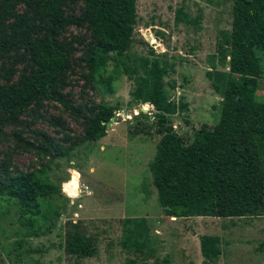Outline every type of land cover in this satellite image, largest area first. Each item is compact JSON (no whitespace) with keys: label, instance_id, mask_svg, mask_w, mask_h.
<instances>
[{"label":"rangeland","instance_id":"rangeland-1","mask_svg":"<svg viewBox=\"0 0 264 264\" xmlns=\"http://www.w3.org/2000/svg\"><path fill=\"white\" fill-rule=\"evenodd\" d=\"M233 5V0H138L130 48L102 72V78L112 77V93L98 77L92 79L87 67L86 54L95 43L89 26L72 25L62 32L71 68L62 78L61 93L80 111L43 101L0 130V188L10 185L11 177L33 173L40 180L45 176L69 201L55 194L25 210L17 199L0 195V264H202L204 235L221 238L222 255L212 264H264V252L257 251L264 243V216L165 215L149 170L160 136L129 132L140 108L154 120L152 106L130 107L136 104L137 87L148 85L142 79L148 77L151 47L168 67L169 98L178 108L187 105L173 118L174 126L189 131L184 119L196 128L219 122L230 73L220 46L232 28ZM64 10L80 18L85 4L67 3ZM178 10L186 14L180 20ZM260 57L262 76L253 84L257 100L264 101V53ZM101 103L121 110L106 124L102 139L86 142V116L95 117ZM74 226L95 240L94 257L66 254V236Z\"/></svg>","mask_w":264,"mask_h":264},{"label":"trees","instance_id":"trees-1","mask_svg":"<svg viewBox=\"0 0 264 264\" xmlns=\"http://www.w3.org/2000/svg\"><path fill=\"white\" fill-rule=\"evenodd\" d=\"M137 1L0 0V130L18 123L32 105L43 101L80 111L61 93L71 57L60 37L72 25L89 26L95 43L86 54L87 67L92 79L98 77L112 93V77L102 78V72L130 48L137 24ZM233 1L232 28L220 46L221 61L228 63L230 73L216 125L196 128L184 119L185 126H191L189 131L174 126L173 118L187 105L178 108L169 98L165 87L168 67L153 47L148 77L142 79L148 85L138 86L133 93L136 104L130 107L148 104L154 109V120L142 112L135 115L129 132L132 137L160 136L149 170L159 204L169 217L264 216V101L257 100V86L253 84L263 72L264 0ZM79 2L85 4L84 14L69 17L64 5ZM185 15L183 10L177 11L178 20ZM212 65L216 67L215 62ZM108 106L101 103L95 117L86 116V142L102 139L106 124L121 110ZM43 148L46 151L48 146ZM55 194L67 200L45 176L40 180L33 173L11 177L10 185L0 188V195L17 199L25 210L39 207V200ZM72 228L66 236V254L94 257L98 253L95 240L80 234L78 226ZM200 250L202 264L214 263L222 255L221 238L201 236ZM257 251L264 252V243Z\"/></svg>","mask_w":264,"mask_h":264},{"label":"water","instance_id":"water-1","mask_svg":"<svg viewBox=\"0 0 264 264\" xmlns=\"http://www.w3.org/2000/svg\"><path fill=\"white\" fill-rule=\"evenodd\" d=\"M148 42H152V37L149 34H148ZM139 111L142 112V113H145L146 112V109L140 108ZM113 121H114V119H113Z\"/></svg>","mask_w":264,"mask_h":264}]
</instances>
